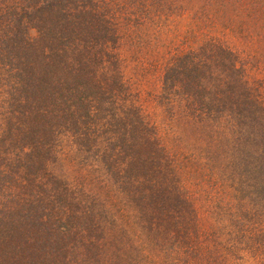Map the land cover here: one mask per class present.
<instances>
[{
	"label": "rangeland",
	"instance_id": "rangeland-1",
	"mask_svg": "<svg viewBox=\"0 0 264 264\" xmlns=\"http://www.w3.org/2000/svg\"><path fill=\"white\" fill-rule=\"evenodd\" d=\"M9 1L0 0V11L9 7ZM12 1L10 7L19 10L20 0ZM89 3L107 13L104 17L115 35L111 50L117 57L121 79L124 78L125 97L138 107L150 125V136L159 140L172 164L175 171L168 182L186 189L193 200L202 232L196 228L189 241L198 236L190 255L207 260L195 264H264V178L261 185L244 176H253L260 166L255 164L264 163V35L253 34L263 26L261 10H253V6L261 5L260 0ZM230 22L233 30L228 29ZM27 32L30 37L36 34L34 28ZM212 41L225 48L226 53L218 50L214 54L209 48ZM190 52L199 58L201 66H197L200 71L203 69L201 83L209 87L208 93L214 90L213 85H220L217 82L222 77L230 83L229 88L221 87L222 91L211 93L206 110L198 107L196 101L186 103L179 97L174 102L167 101L169 96L161 95L165 70L179 57H184L180 62L189 61ZM208 56L213 58L212 65H206ZM232 61L237 67L234 73L229 69ZM234 79L241 80L242 91L232 87ZM235 96L239 97L231 103L233 106L222 108L221 101L227 100L228 104ZM246 98L254 102L244 103L248 108L242 106ZM1 103L0 100V106ZM242 110L244 125L237 114ZM2 111L0 107V119ZM97 120L101 124L104 119L100 123L97 115ZM102 127L98 139L104 133ZM244 128L251 134L245 133ZM52 135L54 140L49 135L46 142L50 150L44 156V168L43 164L33 168L35 171L29 176L44 185L54 180L58 202L62 196L61 206L56 209L59 213L70 206L99 214L102 220L98 226L104 230L74 234L62 242L54 234L42 256L39 248L32 251L42 264H194L193 258H183L180 248L169 245L168 235H145L140 231L135 221L136 208L116 188L91 150L78 148L65 130L54 129ZM68 200L73 202L69 204ZM11 205L15 206V201ZM169 207H161L165 211L162 221L174 230L176 213ZM157 222L162 223L161 219ZM241 224L248 230L225 231ZM219 227H224L223 234L217 233ZM217 247L221 251H215Z\"/></svg>",
	"mask_w": 264,
	"mask_h": 264
},
{
	"label": "trees",
	"instance_id": "trees-1",
	"mask_svg": "<svg viewBox=\"0 0 264 264\" xmlns=\"http://www.w3.org/2000/svg\"><path fill=\"white\" fill-rule=\"evenodd\" d=\"M89 1L20 0L17 10L10 7L14 2L10 0L9 7L0 11V264H42L32 251L39 248L42 256L54 234L62 242L74 234L104 230L98 226L102 220L99 214L70 206L59 213L56 209L61 206L62 196L58 202L54 180L53 185H44L29 176L35 171L33 168L42 164L44 168V156L50 150L47 138L50 135L54 140V129L69 132L78 148L95 154L106 175L136 208L135 221L141 232L168 235L169 245L180 248L183 258H193L190 254L198 236L189 241L196 228L201 231L193 200L186 189L168 182L175 171L172 164L159 140L150 136V125L138 107L125 97L124 78L121 79L117 57L111 50L115 35L104 17L107 13ZM260 3L253 6V10H261L263 20L260 31L251 32L255 36L264 35V1ZM29 28H34L35 36L28 35ZM228 29L233 30L231 22ZM209 46L214 54L226 50L215 41ZM190 54L189 61L180 62L184 57H179L165 70L161 95L169 96L167 101L174 102L178 97L186 103L196 101L198 107L206 110L211 93L222 91L221 87L229 88L230 83L222 77L217 83L223 86L213 85L214 90L208 93L209 87L201 83L203 69L200 71L197 66H201L199 58ZM210 59L212 56H208L206 65H212ZM235 66L232 61L228 68L234 73ZM234 81L232 87L242 91L241 80ZM238 97H232L228 104L227 100L221 101L222 108L233 106L231 103ZM242 102L243 107L244 103H254L248 98ZM242 112L237 114L244 125ZM97 115L100 123L104 119L101 124L97 123ZM100 126L104 133L98 139ZM255 165H260L258 172L244 176L262 185L264 163ZM63 199L66 200L64 196ZM165 205L176 213L174 230L162 221L165 211L161 207ZM71 216L79 222H72ZM160 219L162 223L157 222ZM245 230L247 226L241 224L225 231ZM217 233L223 234L224 227L217 228ZM218 248L215 251H221ZM197 261L203 262L194 257L192 263Z\"/></svg>",
	"mask_w": 264,
	"mask_h": 264
}]
</instances>
